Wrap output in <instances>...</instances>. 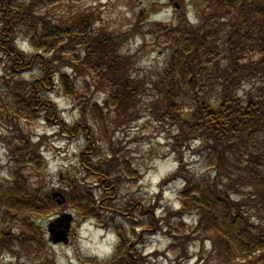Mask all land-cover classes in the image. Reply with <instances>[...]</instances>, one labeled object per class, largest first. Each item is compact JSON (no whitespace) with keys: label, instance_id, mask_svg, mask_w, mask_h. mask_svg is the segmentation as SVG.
Here are the masks:
<instances>
[{"label":"trees","instance_id":"1","mask_svg":"<svg viewBox=\"0 0 264 264\" xmlns=\"http://www.w3.org/2000/svg\"><path fill=\"white\" fill-rule=\"evenodd\" d=\"M61 1L0 0V64L5 67L0 128L13 131L11 139L0 138L9 165L0 171V257L9 253L40 263L49 243L41 236L39 217L61 208L50 193L33 189L24 172L45 170V138L35 140L18 122L42 117L58 136L81 143L77 167L62 170V178L72 183L82 175L96 178L94 188L78 183L74 189L80 188V199L70 195L68 205L81 223L94 221L117 238L111 257L92 256L83 263L154 264L160 253L144 248L162 232L169 237V251L186 262L195 239L178 232L186 230L182 226L173 228L187 216L197 218V228L210 236L221 264H264V0H190L197 24L176 11L171 25L142 27L139 21L121 34L96 26L93 13L55 19L50 11ZM139 33L165 49L167 58L154 80L139 77L135 54L124 51ZM20 37L29 53L17 46ZM66 67L83 77L82 90L77 77L71 83L62 72ZM27 73L32 77L20 78ZM60 88L76 103L79 118L68 121L53 103L50 93ZM96 94L104 95V106L92 100ZM106 110L122 126L146 115L169 122L177 167L149 196L159 201L156 206L141 197L134 200V193L126 199L121 194L135 188L130 183L134 170L111 147ZM189 150L197 153L198 177L191 163L183 162ZM4 172L7 179L1 177ZM174 182L180 184V209L156 214L165 186ZM95 189L101 196L93 195ZM15 226H21L19 236L5 234Z\"/></svg>","mask_w":264,"mask_h":264},{"label":"rangeland","instance_id":"2","mask_svg":"<svg viewBox=\"0 0 264 264\" xmlns=\"http://www.w3.org/2000/svg\"><path fill=\"white\" fill-rule=\"evenodd\" d=\"M174 2L179 3L181 6L178 13L174 9L175 7L171 0H64L59 2L54 7L55 9L52 8L53 10L50 11V14L54 17L52 13H55V19L57 20H67L71 15L77 13H93L96 18V26H103L115 34H121L131 29L139 21H141L140 25L142 27L154 22L171 25L174 23L175 13L187 15L191 22L197 23L198 17L196 18V16L198 13L191 6L190 0H175ZM1 28L2 20L0 16ZM142 35V33H139L131 38L124 47V51L135 54L137 62L135 71L139 77L154 80L158 72L162 70L167 56H165L166 53L163 52L165 49L162 46H158L149 40L146 41ZM20 40H22V37H20ZM17 46L24 47L21 44ZM30 51L31 48L29 47L28 53ZM4 68L0 64V77L4 74ZM62 72L69 75L71 83L77 77V74L70 67L62 69ZM32 75V73H27L20 76V78H31ZM75 83L77 88L82 90L83 77H77ZM50 95L54 101L53 103L57 105L58 110L65 116V119L73 121L79 118V109L76 103L65 97V93L61 88L56 92L50 93ZM91 98L94 101L97 99L99 105L104 106V95L96 94L95 98ZM1 110L2 107L0 105V113H5L4 109L2 112ZM104 114H106L107 121L111 125L110 131L113 141L111 147H113L119 156L130 163L126 164V166L134 170L130 183L135 188L121 194L126 199L131 196L134 197L132 194L134 193L136 194L134 200H140L141 197L142 201L148 205L151 202L149 201V196L152 197L153 194L158 192L161 180L172 173L177 167L174 154H172L174 146L170 137V124L165 120L158 123L156 119L146 115L122 126L117 122L114 114L108 110L104 111ZM5 116L6 119L11 118L10 115ZM18 124L23 129V132L29 134L35 140L45 138L43 148V155L47 162L45 170H39L38 173L29 170L28 167L24 170L29 177L30 185L33 186V189L40 188L41 192L47 194L56 191L66 197L71 195L73 196V201H76L80 199L77 196L80 188H77L78 191L74 189L78 187V183L83 187L90 185L94 188L96 178H90L87 175L80 176V181L74 180L73 183L62 178V170H68L69 168L74 170L77 167L75 155L81 143L77 140L73 142L68 141L58 136L57 129L50 126V123L42 117L34 120V122L21 120ZM12 134V127L0 128V138L4 137L9 140ZM198 145V143H195L193 149H197ZM185 152L187 153L183 154V162H190L193 172L198 177V174H201V165L197 162L199 160L197 153L191 152V150ZM7 155L6 146L4 147L0 143V167H4V170L0 168V171L9 170ZM6 174L4 172L1 177L6 178ZM179 186L180 184L177 182L165 186V194L161 201L162 208H157L156 214H168L169 209H172V211L173 209H178L180 205L177 197ZM94 192L95 194L93 195L97 194L101 196V193L97 189ZM158 203L159 201H156V204ZM156 204L155 201L151 202V205L156 206ZM64 213L74 216L70 239L66 244L56 245L49 241L48 225ZM196 219H187L185 223L177 219L179 225L173 228L175 231H178L181 229L179 226H182L186 230L178 232H187L195 239L191 243L189 258L186 262H178L181 256L177 257L169 251V237L162 232L157 234V236L151 237L144 248V251L148 254L153 252L160 253L158 257L154 258V264H221L218 259L216 260L214 252H212V240L208 238L210 236L201 233L200 229L197 228ZM16 220V223H19V219ZM173 220L170 219L172 223L174 222ZM40 222L41 236L49 241V244L48 249L42 252V260L38 264H85L82 259L86 257L106 258L114 246L113 244L111 246L108 245V237L97 227L94 221L81 223L68 203L57 210L55 209L49 215L41 217ZM13 231L14 234L19 236L21 226H15ZM0 264H22V260L17 256H13L12 254L10 256L6 253L0 258Z\"/></svg>","mask_w":264,"mask_h":264},{"label":"water","instance_id":"3","mask_svg":"<svg viewBox=\"0 0 264 264\" xmlns=\"http://www.w3.org/2000/svg\"><path fill=\"white\" fill-rule=\"evenodd\" d=\"M63 219H65L67 221V223L64 224V227L66 228L65 230H63V229L54 230V224L53 223L50 224L49 230H50V233L52 235L51 239L54 243L67 242V231L69 230L70 221L72 219V216L64 215ZM61 226H62V224H60V226L58 225V227H61Z\"/></svg>","mask_w":264,"mask_h":264}]
</instances>
